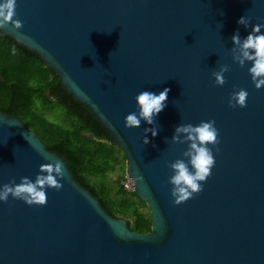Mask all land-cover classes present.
<instances>
[{
	"label": "water",
	"instance_id": "water-1",
	"mask_svg": "<svg viewBox=\"0 0 264 264\" xmlns=\"http://www.w3.org/2000/svg\"><path fill=\"white\" fill-rule=\"evenodd\" d=\"M16 18L23 27L9 23L0 36L36 51L104 125L152 225L138 232L110 214L62 153L0 109V187L34 182L56 159L66 172L62 190L47 189L45 206L0 201V264H264V87L252 81V62L241 67L231 51L237 30L243 39L264 24V0H17ZM222 65L230 71L219 86L213 72ZM165 88L155 123L126 128V116L138 112L135 96ZM240 88L247 106L229 107ZM209 120L219 130V152L209 145L215 166L203 191L176 205L169 164L187 161L188 145L171 137L180 124ZM150 127L158 134L148 133L145 145Z\"/></svg>",
	"mask_w": 264,
	"mask_h": 264
},
{
	"label": "trees",
	"instance_id": "trees-1",
	"mask_svg": "<svg viewBox=\"0 0 264 264\" xmlns=\"http://www.w3.org/2000/svg\"><path fill=\"white\" fill-rule=\"evenodd\" d=\"M39 102L62 109L66 122L46 117L37 108ZM0 109L19 116L48 148L62 153L74 177L99 197L110 214L126 216L129 226L138 232L151 230V213L144 210L147 203L137 192L126 189L119 180L117 195L122 197L117 199L105 182L111 170L126 164V157L111 143L104 125L62 86L60 76L36 51L10 35L0 36Z\"/></svg>",
	"mask_w": 264,
	"mask_h": 264
},
{
	"label": "clouds",
	"instance_id": "clouds-1",
	"mask_svg": "<svg viewBox=\"0 0 264 264\" xmlns=\"http://www.w3.org/2000/svg\"><path fill=\"white\" fill-rule=\"evenodd\" d=\"M16 6L17 0H2L0 2V29H4L9 23L15 29L23 27V21L18 18L14 19ZM238 23L247 28L251 24V18L243 16L238 20ZM262 28H264V24L258 23L252 27L246 38L242 39L238 30L232 36L233 60L241 67H244L246 62H252L249 73L257 89L264 87V32H262ZM229 71L228 65H222L219 71L213 72L215 83L223 86L227 82L225 73ZM169 91L170 89L165 88L157 95L151 91L143 90L136 95L138 112L134 111L126 116L125 127L128 129L139 128L142 120L153 125L155 117L166 106ZM248 95L247 90L243 88L234 90L230 95L229 107H246ZM144 132L143 143L147 145L150 142L147 134L151 133V136L155 137L158 134V129L155 127L145 128ZM182 135L183 138H181ZM218 137L219 130L215 127V120L201 121L197 126L180 124L175 128L171 139L174 143L188 145V149L183 152V156L188 159L187 161L177 159L169 164L170 169L173 170L169 183L173 186L171 196L174 204L179 205L187 202L194 195L203 191L201 182H206L215 166V157L209 145L216 147V152H219ZM46 159L48 158L46 157ZM65 177V164L62 160L56 159L53 162L42 164L34 182L29 177H22L19 184L13 179L10 183L0 187V201L7 202L11 196L13 199L26 202L29 206H45L47 189L62 190L61 180ZM138 179L142 180L143 177H138Z\"/></svg>",
	"mask_w": 264,
	"mask_h": 264
},
{
	"label": "rangeland",
	"instance_id": "rangeland-1",
	"mask_svg": "<svg viewBox=\"0 0 264 264\" xmlns=\"http://www.w3.org/2000/svg\"><path fill=\"white\" fill-rule=\"evenodd\" d=\"M37 108L40 112H42L46 117L52 119L53 121H57L60 123L66 122V115L65 112L61 110L52 109V108H47L45 107L41 102L37 104ZM93 179H96L93 177ZM127 179V173H126V164L123 162L116 166L114 170H111L108 173V176L105 178V182L108 185V188L111 190L112 195H116L117 199H120L122 196L119 194L117 195V190H118V181L120 180V183L124 185V182ZM100 179L98 178V181ZM124 181V182H123ZM100 182V181H99ZM124 187L127 188L125 185ZM132 188H130L131 190ZM145 211H148L151 213V209L148 206L147 208H144Z\"/></svg>",
	"mask_w": 264,
	"mask_h": 264
},
{
	"label": "built area",
	"instance_id": "built-area-1",
	"mask_svg": "<svg viewBox=\"0 0 264 264\" xmlns=\"http://www.w3.org/2000/svg\"><path fill=\"white\" fill-rule=\"evenodd\" d=\"M124 182V181H123ZM124 185L127 187V188H129L130 189V186H129V181H128V176H127V179H126V181L124 182ZM131 190H133V189H131Z\"/></svg>",
	"mask_w": 264,
	"mask_h": 264
}]
</instances>
